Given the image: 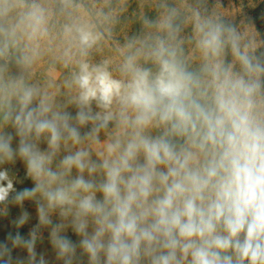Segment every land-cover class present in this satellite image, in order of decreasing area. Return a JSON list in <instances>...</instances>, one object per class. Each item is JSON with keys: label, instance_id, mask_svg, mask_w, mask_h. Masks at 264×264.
<instances>
[{"label": "clouds", "instance_id": "obj_1", "mask_svg": "<svg viewBox=\"0 0 264 264\" xmlns=\"http://www.w3.org/2000/svg\"><path fill=\"white\" fill-rule=\"evenodd\" d=\"M156 8L97 59L113 0H0V216L38 218L0 264H50L44 230L55 264H264V52L203 0Z\"/></svg>", "mask_w": 264, "mask_h": 264}, {"label": "rangeland", "instance_id": "obj_2", "mask_svg": "<svg viewBox=\"0 0 264 264\" xmlns=\"http://www.w3.org/2000/svg\"><path fill=\"white\" fill-rule=\"evenodd\" d=\"M80 2L85 6V8L95 9L103 5L104 0H80ZM160 0H113V4L117 9L118 15L120 16V22L115 26V31L113 38L106 42L104 46L96 53V58L102 57H112L116 58L118 56V49L123 46L124 42L133 35H137L142 30V20L141 17L147 16L149 19H155L157 15L156 5ZM169 4H175L179 7L186 8L187 3L184 0H167ZM183 2V3H182ZM192 3V1L190 2ZM120 9H123L120 11ZM190 32V30H187ZM189 53L193 56L196 55L192 50L191 45H186ZM66 73V70L62 69L59 66L50 68L48 64L41 63L34 72V78L43 82L45 80H51L55 85H59L63 75ZM53 92L59 93L63 89L59 87H54ZM18 180L23 181L22 183H16L15 187L18 190H22L26 187H32L30 180L24 179L25 170L19 165L12 169ZM24 211L29 213V221L23 225L20 229H16L12 224L13 220H16L21 215V208L19 206L10 205L9 214L7 217L0 216V242L4 241L6 235L9 231L15 233L17 230L20 231L21 235L27 237L29 230L38 223L36 207L33 202L26 201L24 203ZM47 230H44L45 240L43 243L37 245V252L45 256V259L50 262V264H55V255L51 251L50 245L47 241ZM68 235L76 240L77 237L69 231ZM14 256H26L25 251L16 249L13 251Z\"/></svg>", "mask_w": 264, "mask_h": 264}, {"label": "crops", "instance_id": "obj_3", "mask_svg": "<svg viewBox=\"0 0 264 264\" xmlns=\"http://www.w3.org/2000/svg\"><path fill=\"white\" fill-rule=\"evenodd\" d=\"M184 1L186 6L194 3ZM203 4L209 14L232 23L246 40H252L256 52L264 47V0H203Z\"/></svg>", "mask_w": 264, "mask_h": 264}, {"label": "trees", "instance_id": "obj_4", "mask_svg": "<svg viewBox=\"0 0 264 264\" xmlns=\"http://www.w3.org/2000/svg\"><path fill=\"white\" fill-rule=\"evenodd\" d=\"M264 52V47L260 48L257 53Z\"/></svg>", "mask_w": 264, "mask_h": 264}]
</instances>
